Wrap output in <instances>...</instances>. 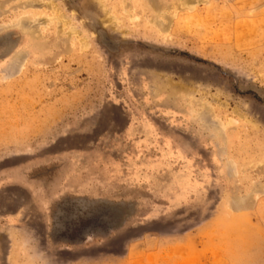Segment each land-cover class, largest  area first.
Wrapping results in <instances>:
<instances>
[{
	"label": "rangeland",
	"instance_id": "1",
	"mask_svg": "<svg viewBox=\"0 0 264 264\" xmlns=\"http://www.w3.org/2000/svg\"><path fill=\"white\" fill-rule=\"evenodd\" d=\"M46 1L0 0V264H264V0Z\"/></svg>",
	"mask_w": 264,
	"mask_h": 264
},
{
	"label": "crops",
	"instance_id": "2",
	"mask_svg": "<svg viewBox=\"0 0 264 264\" xmlns=\"http://www.w3.org/2000/svg\"><path fill=\"white\" fill-rule=\"evenodd\" d=\"M37 181V182H36ZM32 188L34 189H41L40 186H42V182L38 181V180H33L32 182ZM38 190V189H37ZM1 212H6L7 210V214H13L11 211L9 212L8 210L11 209V206L9 205V203H16L17 204V208L14 210L15 214H13L14 216H12V220L13 223L15 225H18V223H23V213H25V210L27 209V198L25 196V192L24 189L22 188H15L14 191H8L7 189L3 190L1 192ZM4 201V203L2 202ZM230 203V202H228ZM229 207L233 210H239L242 209L241 207L238 208L236 205H229ZM1 215V214H0Z\"/></svg>",
	"mask_w": 264,
	"mask_h": 264
},
{
	"label": "bare ground",
	"instance_id": "3",
	"mask_svg": "<svg viewBox=\"0 0 264 264\" xmlns=\"http://www.w3.org/2000/svg\"><path fill=\"white\" fill-rule=\"evenodd\" d=\"M49 1L46 0H28V5L31 7H36V8H40V7H45L46 9H50L51 8V4L48 3ZM185 7L191 8L192 6H188L186 3L183 4ZM27 22H33V19L30 16L25 17L22 20L18 21V26H22L24 23ZM38 23H41L40 21H37ZM21 68V65L18 67V70ZM14 70V69H13ZM15 73H17V71ZM12 75V74H10Z\"/></svg>",
	"mask_w": 264,
	"mask_h": 264
}]
</instances>
